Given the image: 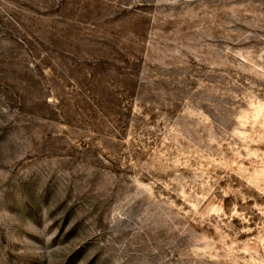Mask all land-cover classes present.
<instances>
[{
  "label": "rangeland",
  "instance_id": "374dc122",
  "mask_svg": "<svg viewBox=\"0 0 264 264\" xmlns=\"http://www.w3.org/2000/svg\"><path fill=\"white\" fill-rule=\"evenodd\" d=\"M0 264H264V0H0Z\"/></svg>",
  "mask_w": 264,
  "mask_h": 264
}]
</instances>
